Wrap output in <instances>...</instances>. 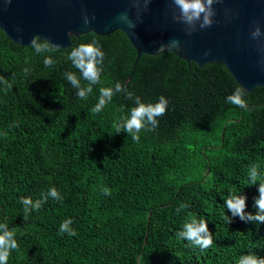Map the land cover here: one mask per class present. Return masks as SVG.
Listing matches in <instances>:
<instances>
[{
	"label": "trees",
	"instance_id": "16d2710c",
	"mask_svg": "<svg viewBox=\"0 0 264 264\" xmlns=\"http://www.w3.org/2000/svg\"><path fill=\"white\" fill-rule=\"evenodd\" d=\"M93 40L105 54L103 71L80 99L65 73L88 82L68 56ZM45 58L53 64L46 67ZM134 59L120 30L71 36L70 46L39 54L0 30V76L11 85L0 82V223L18 244L7 264H238L249 253L264 257V224L225 218V200L241 193L246 211H257L264 86L244 91L241 108L227 102L240 87L219 63L198 68L171 52ZM116 83L133 98L117 93L93 112L100 89ZM161 95L168 107L155 130H142L138 142L116 133L135 97L155 103ZM253 165L259 175L249 185ZM51 188L60 199L48 195ZM23 198L41 207L25 213ZM192 218L207 222L211 247L179 235ZM68 219L75 236L59 231Z\"/></svg>",
	"mask_w": 264,
	"mask_h": 264
},
{
	"label": "water",
	"instance_id": "95a60500",
	"mask_svg": "<svg viewBox=\"0 0 264 264\" xmlns=\"http://www.w3.org/2000/svg\"><path fill=\"white\" fill-rule=\"evenodd\" d=\"M172 8L169 0H152L147 11L141 5L136 27L129 29L117 17L127 11L136 20L130 0H0V30L18 46H29L31 38L39 35L59 43L60 49L70 46L71 36L88 32L105 36L120 30L135 50L133 65L142 54H160L163 46V52L194 62L198 68L219 63L245 92L264 86L260 63L264 36L256 40L250 36L256 24L264 33V0H221L213 5L212 26L190 36L185 25L173 21ZM85 14L90 19L95 16L88 25L83 23ZM172 40L179 41V47H172ZM205 51L209 55L204 56Z\"/></svg>",
	"mask_w": 264,
	"mask_h": 264
},
{
	"label": "clouds",
	"instance_id": "9594fccd",
	"mask_svg": "<svg viewBox=\"0 0 264 264\" xmlns=\"http://www.w3.org/2000/svg\"><path fill=\"white\" fill-rule=\"evenodd\" d=\"M6 3H10L11 0H5ZM152 0H130L132 6L136 9V20L129 17L127 11L121 13L117 19L124 22L129 29L136 27V21L140 18L141 5L143 11L148 10V5ZM172 8V19L177 23L185 25L186 35H191L197 30H203L209 28L214 23L213 17L216 15L213 5L220 3L221 0H169ZM84 25H88L95 16L91 19L87 14L82 17ZM250 36L252 39H259L264 36L259 24L252 29ZM172 47H179V41H170ZM30 45L34 48L37 54L46 51L58 50L61 48L59 43H52L46 38H42L39 35H34L31 38ZM171 49V48H169ZM163 52V46L158 53ZM104 52L98 41L93 40L89 43H81L77 47H74L68 59L71 61L73 67H75L81 74L83 80L87 81V85L82 86L80 78L73 73H65L66 79L70 84L77 89V96L80 99H87L88 95L92 92V85L100 83L101 74L103 71ZM209 55L208 51L204 52V56ZM264 65V58L260 62ZM44 64L46 67L51 66L53 61L50 58H45ZM0 82L11 87L10 84L0 76ZM124 92L129 98L132 97V93L128 92L126 88L120 83H116L114 87H105L100 89V98L93 108V112H101L107 104L112 101V98L117 93ZM244 90L236 89L235 92L227 97V102L234 104L241 108H246V102L244 100ZM135 106L130 110V116L124 119L123 124H118L116 127V133L121 131L126 132L132 136L133 141H139V133L142 130L147 129L153 131L158 126L157 118L163 116L166 113L168 107V100L161 95L155 103H144L140 97L134 98ZM259 173L257 167L253 165L250 170L249 185L257 183V177ZM104 194L110 195L109 189H103ZM258 197L255 198L254 205L257 209L255 213L246 211L247 197L245 194L232 195L225 200V206L231 213V216H226L228 223L232 218L238 217L241 221L246 223L264 224V182L259 183ZM48 195L54 199H60V195L55 188H51ZM21 203L24 205L25 213L29 211V208L38 210L41 207V201L35 203L30 198H23ZM71 219L65 220L59 226L61 233H68L75 236L76 232L70 228ZM179 235L191 241L194 246L207 249L211 247L213 243L212 234L208 229L207 222L205 220H197L192 218L190 222L184 225V229ZM18 248V244L15 239V233L10 231L6 224L0 223V264H7L11 251ZM238 264H264V257H260L255 253H249L240 257Z\"/></svg>",
	"mask_w": 264,
	"mask_h": 264
}]
</instances>
